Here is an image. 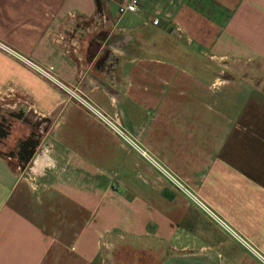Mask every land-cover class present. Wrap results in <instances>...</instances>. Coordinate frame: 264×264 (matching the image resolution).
<instances>
[{"label":"crops","instance_id":"1","mask_svg":"<svg viewBox=\"0 0 264 264\" xmlns=\"http://www.w3.org/2000/svg\"><path fill=\"white\" fill-rule=\"evenodd\" d=\"M124 1L0 0V264H264V0Z\"/></svg>","mask_w":264,"mask_h":264},{"label":"built area","instance_id":"2","mask_svg":"<svg viewBox=\"0 0 264 264\" xmlns=\"http://www.w3.org/2000/svg\"><path fill=\"white\" fill-rule=\"evenodd\" d=\"M138 11H139V2H138V0H125L120 6L121 14H135ZM159 24H160V20L159 19L154 20V25H159ZM78 101L92 116H94V118L96 120H98L99 122H101L102 124L107 126L113 132H115V133L119 134L120 136H122V138H124V140H126L127 143L131 144L133 147H135L138 150H140L138 148L137 144H135L131 139H129L127 137V135L124 132H122L117 127V125L114 122H112L104 113H102L100 110L96 109L92 104H90V102H88V101H86L84 99H80L79 98ZM187 193H188V195L191 196V198L195 202L198 203V205L200 207L204 208L209 214H211L215 219H217V217L209 210V208H207L199 199H197L195 196H193L190 192L187 191ZM221 224L224 225L227 229H229L228 226H226V224H223V223H221ZM247 246H249V245L247 244ZM258 256L262 260H264V258L261 255L258 254Z\"/></svg>","mask_w":264,"mask_h":264},{"label":"rangeland","instance_id":"3","mask_svg":"<svg viewBox=\"0 0 264 264\" xmlns=\"http://www.w3.org/2000/svg\"><path fill=\"white\" fill-rule=\"evenodd\" d=\"M0 115H1V113H0ZM0 117H1V119H0L1 120L0 121V136H1L4 134V129L5 128L7 129V127H5L4 124L5 123L7 124L8 120L5 119V117H3V115ZM2 128H4V129H2ZM32 143L30 145L34 146V144H32ZM195 203L198 205L197 202H195ZM128 246H130V245H127V246H126V244L124 245V247H128ZM111 259H112L113 263H115V264H139V263L140 264H156L155 256H148L147 257V255H145L144 258L140 259V256H136L134 254L132 255V253H130L129 251H126L124 248H121V250L116 251Z\"/></svg>","mask_w":264,"mask_h":264}]
</instances>
